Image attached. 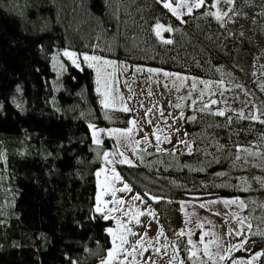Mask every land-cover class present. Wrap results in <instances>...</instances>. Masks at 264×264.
I'll use <instances>...</instances> for the list:
<instances>
[{
  "label": "trees",
  "instance_id": "16d2710c",
  "mask_svg": "<svg viewBox=\"0 0 264 264\" xmlns=\"http://www.w3.org/2000/svg\"><path fill=\"white\" fill-rule=\"evenodd\" d=\"M165 2L0 0V264H100L113 244V219L95 208L102 162L91 131L93 124L111 126L109 111L92 67L64 58L58 79L53 54L94 51L204 76L219 73L217 61L230 64L206 36L209 24L229 35L210 2L181 20ZM162 26L164 37L156 31ZM193 122L192 153L141 151V165L117 163L170 236L181 221L180 201L264 191L258 184L244 189L235 159L238 144L264 149L256 136L264 131L260 121L226 111ZM105 141L119 158L115 142ZM251 239L264 248L263 232Z\"/></svg>",
  "mask_w": 264,
  "mask_h": 264
},
{
  "label": "rangeland",
  "instance_id": "374dc122",
  "mask_svg": "<svg viewBox=\"0 0 264 264\" xmlns=\"http://www.w3.org/2000/svg\"><path fill=\"white\" fill-rule=\"evenodd\" d=\"M209 2L229 33L208 25L207 38L230 63L217 61L219 73L215 76L94 51L66 48L52 55L58 79L66 69L64 58L78 67H92L97 90L109 111L111 126L91 125L95 151L102 162L96 170L95 208L114 222L108 229L113 244L99 259L100 264L259 262L264 248L256 247L251 238L264 233V191L244 199L214 196L180 201L181 221L170 236L155 208L143 201L117 170L118 162L141 165L145 161L141 151L147 155L151 151L192 153L194 140L188 125L198 117L247 112L264 125V0H166L163 7L181 20ZM165 29L162 26L156 31L164 37ZM17 104L22 106V97H17ZM256 136L264 148V131ZM106 138L111 140L108 145L115 142L119 158L107 148ZM235 148L236 170L244 189L254 184L264 188V149L245 143Z\"/></svg>",
  "mask_w": 264,
  "mask_h": 264
},
{
  "label": "water",
  "instance_id": "95a60500",
  "mask_svg": "<svg viewBox=\"0 0 264 264\" xmlns=\"http://www.w3.org/2000/svg\"><path fill=\"white\" fill-rule=\"evenodd\" d=\"M193 198H200L201 196H198V195H195V196H192Z\"/></svg>",
  "mask_w": 264,
  "mask_h": 264
}]
</instances>
